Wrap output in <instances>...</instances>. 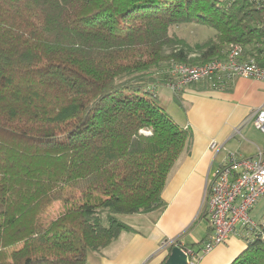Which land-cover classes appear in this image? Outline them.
I'll use <instances>...</instances> for the list:
<instances>
[{
  "label": "trees",
  "instance_id": "obj_1",
  "mask_svg": "<svg viewBox=\"0 0 264 264\" xmlns=\"http://www.w3.org/2000/svg\"><path fill=\"white\" fill-rule=\"evenodd\" d=\"M189 23L216 33L193 47L172 31ZM234 44L264 65V0H0V264H91L134 230L120 214L162 207L192 130L158 86ZM242 237L230 264H264V218Z\"/></svg>",
  "mask_w": 264,
  "mask_h": 264
},
{
  "label": "crops",
  "instance_id": "obj_2",
  "mask_svg": "<svg viewBox=\"0 0 264 264\" xmlns=\"http://www.w3.org/2000/svg\"><path fill=\"white\" fill-rule=\"evenodd\" d=\"M233 80L231 89L206 88V81L183 89L179 104L182 114L173 117L191 128L192 138L168 175L162 190L165 204L136 214V223L143 229L132 225L134 230L121 232L101 252L90 250L91 264H162L172 248L168 243L198 244L194 248L200 249L203 244L199 243L212 235L204 205L216 169L232 153L252 157L264 151V139L249 136L253 113L264 105V82L242 76ZM243 133L246 145L231 143ZM214 140L216 150L210 148ZM246 148L248 153L240 152ZM246 246V239L234 233L204 254L198 264H230Z\"/></svg>",
  "mask_w": 264,
  "mask_h": 264
},
{
  "label": "built area",
  "instance_id": "obj_3",
  "mask_svg": "<svg viewBox=\"0 0 264 264\" xmlns=\"http://www.w3.org/2000/svg\"><path fill=\"white\" fill-rule=\"evenodd\" d=\"M170 88L180 90L193 83L218 79L222 76H242L264 82V65L247 57L241 44H234L223 57L213 58L203 64L177 62L170 69ZM255 127L264 134V105L253 113ZM211 149H218L214 140ZM264 196V151L252 157L230 154L216 169L208 184L205 210L213 233L203 246L195 251L184 249L188 264H198L201 257L216 245L224 243L234 234L248 236L257 227L252 211ZM174 241L168 243L172 245Z\"/></svg>",
  "mask_w": 264,
  "mask_h": 264
},
{
  "label": "rangeland",
  "instance_id": "obj_4",
  "mask_svg": "<svg viewBox=\"0 0 264 264\" xmlns=\"http://www.w3.org/2000/svg\"><path fill=\"white\" fill-rule=\"evenodd\" d=\"M172 31L175 32L179 37L185 38L189 45L195 46L196 44H201L206 42L210 37H213L215 35V29L198 23H189V24H178L172 27ZM198 53L194 52L192 54V57H197ZM196 65V64H194ZM158 93L161 98V102L164 103L166 106L168 112L174 116L175 118H179L182 114L181 107L176 99V96L174 94V91L170 88L169 85L162 84L158 86ZM252 122V121H251ZM249 122V127H252V132L249 134V136L253 137H259L264 139V134L262 132L260 133L259 130L253 126V124ZM255 127V128H254ZM257 129V130H256ZM246 133H243L242 135L238 134L239 136L237 138H234L231 143H236L237 145L241 142L242 145L247 144V140L243 138V135ZM233 150V149H230ZM227 151L225 149L222 151L221 155L224 154ZM243 153H248V148L244 149L243 151H240ZM63 210V207L61 206V203L59 201L55 202L53 206L49 209V214L47 216L48 220L55 217L59 212ZM137 213L133 214H120L119 218L131 225L136 226L137 228L143 229V225H139V223H136L137 219ZM252 216L255 221L260 222L264 218V196L260 198L256 206L254 207L252 211ZM123 232V231H122Z\"/></svg>",
  "mask_w": 264,
  "mask_h": 264
},
{
  "label": "water",
  "instance_id": "obj_5",
  "mask_svg": "<svg viewBox=\"0 0 264 264\" xmlns=\"http://www.w3.org/2000/svg\"><path fill=\"white\" fill-rule=\"evenodd\" d=\"M164 264H188L184 248L179 245L172 246Z\"/></svg>",
  "mask_w": 264,
  "mask_h": 264
}]
</instances>
